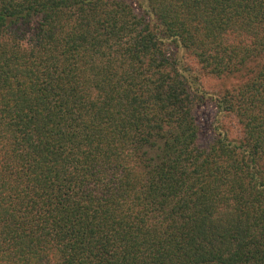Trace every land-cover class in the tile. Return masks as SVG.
I'll list each match as a JSON object with an SVG mask.
<instances>
[{
    "label": "trees",
    "instance_id": "trees-1",
    "mask_svg": "<svg viewBox=\"0 0 264 264\" xmlns=\"http://www.w3.org/2000/svg\"><path fill=\"white\" fill-rule=\"evenodd\" d=\"M0 264H264V0H0Z\"/></svg>",
    "mask_w": 264,
    "mask_h": 264
},
{
    "label": "rangeland",
    "instance_id": "rangeland-1",
    "mask_svg": "<svg viewBox=\"0 0 264 264\" xmlns=\"http://www.w3.org/2000/svg\"><path fill=\"white\" fill-rule=\"evenodd\" d=\"M193 66L195 69H197V66L194 63ZM201 81L203 87L210 91L216 90V88L221 87V84H223V82H227L226 84H229V81L223 80L221 78L216 79L214 76L206 73L201 75ZM214 111L215 109L211 105V103L201 105L197 111V119L201 125V128L203 130L207 128L209 133L211 132V128L214 127ZM220 120H223L224 123L230 127L228 131L230 137H236L238 135L237 124H234V122L230 123V120H228V118H222Z\"/></svg>",
    "mask_w": 264,
    "mask_h": 264
}]
</instances>
